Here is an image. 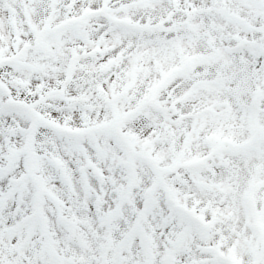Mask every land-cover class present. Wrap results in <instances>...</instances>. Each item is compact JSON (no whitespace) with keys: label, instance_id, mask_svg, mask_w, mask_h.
Segmentation results:
<instances>
[{"label":"snow or ice","instance_id":"snow-or-ice-1","mask_svg":"<svg viewBox=\"0 0 264 264\" xmlns=\"http://www.w3.org/2000/svg\"><path fill=\"white\" fill-rule=\"evenodd\" d=\"M0 264H264V0H0Z\"/></svg>","mask_w":264,"mask_h":264}]
</instances>
